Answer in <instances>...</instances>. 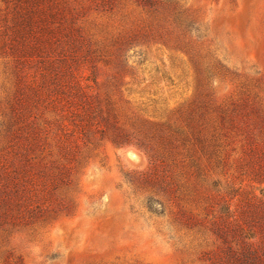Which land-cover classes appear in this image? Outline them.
<instances>
[{"label": "rangeland", "instance_id": "obj_1", "mask_svg": "<svg viewBox=\"0 0 264 264\" xmlns=\"http://www.w3.org/2000/svg\"><path fill=\"white\" fill-rule=\"evenodd\" d=\"M172 1L185 20L131 0L77 20L84 44L71 69L104 134L86 141L71 126L70 183L52 203L66 208L0 233V264L6 255L20 264H210L202 255L217 242L207 220L228 205L246 228L262 207L264 0ZM13 2L0 0V156L16 77L39 71L1 46ZM162 178L172 194L156 190ZM252 231L256 245L258 223Z\"/></svg>", "mask_w": 264, "mask_h": 264}, {"label": "trees", "instance_id": "obj_2", "mask_svg": "<svg viewBox=\"0 0 264 264\" xmlns=\"http://www.w3.org/2000/svg\"><path fill=\"white\" fill-rule=\"evenodd\" d=\"M116 1L127 0H14L1 46L21 63L36 62L39 71L36 75L16 77L14 103L10 107L13 128L6 151L0 156V233L46 220L66 208L60 203L59 209H55L52 203L56 200V189L70 183L71 168L67 162L74 157L68 137L71 126L77 127L86 141L89 131L104 134L103 129L94 130L92 122L99 109L86 100L83 86L71 67L77 64L84 44L77 25L79 17L91 7L111 10ZM131 2L152 16L168 11L176 19L185 20L181 13L177 17L179 6L175 1ZM74 107L76 110H72ZM240 109L243 112L244 108ZM44 111L55 117L47 119ZM253 113L261 122L257 112ZM235 114L245 118L249 115ZM259 150L256 145L247 147L257 157L261 155ZM53 153L58 160L48 159ZM157 183V191L172 194L171 181L162 178ZM261 206L253 210L245 228L234 218L229 206L223 205L219 215L207 220L217 244L204 252L203 258L210 264H264V201ZM254 223L261 230V241L256 245L251 241L255 237ZM226 230L232 235L227 236ZM1 264H20V261L6 255Z\"/></svg>", "mask_w": 264, "mask_h": 264}]
</instances>
